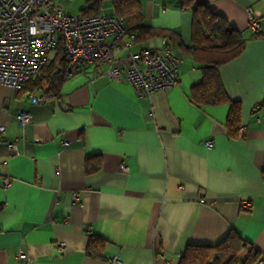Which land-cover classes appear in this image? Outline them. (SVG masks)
Wrapping results in <instances>:
<instances>
[{
	"label": "crops",
	"instance_id": "obj_1",
	"mask_svg": "<svg viewBox=\"0 0 264 264\" xmlns=\"http://www.w3.org/2000/svg\"><path fill=\"white\" fill-rule=\"evenodd\" d=\"M92 1L58 4L79 15ZM205 1L244 42L217 68L229 97L241 102L244 135L229 132V103L191 98L203 66L219 56L194 41L193 6L139 0L141 14L124 19L116 58L126 64L130 51L169 48L180 59L177 85L138 97L125 75L108 79L106 63L81 65L43 105H33L27 90L0 85V264H111L114 257L179 264L189 244H215L230 230L259 251L254 264H264V0ZM98 2L101 13L114 14L112 0ZM143 26L169 35L139 37ZM20 111L32 114L24 128ZM97 155L99 167L88 172ZM92 236L103 241L96 255L87 253Z\"/></svg>",
	"mask_w": 264,
	"mask_h": 264
},
{
	"label": "built area",
	"instance_id": "obj_2",
	"mask_svg": "<svg viewBox=\"0 0 264 264\" xmlns=\"http://www.w3.org/2000/svg\"><path fill=\"white\" fill-rule=\"evenodd\" d=\"M248 24L255 34L259 33L260 25L253 15H249ZM127 33L124 19L114 14L73 15L58 0H0V85L22 89L48 63L60 42L66 48L67 62L59 72L66 77L83 64L106 63L108 79L117 81L125 75L138 97L177 85L180 59L169 48L130 51L126 64L116 58ZM27 95L33 105H43L57 93L44 80L37 90ZM16 119L24 128L31 123L32 114L20 111ZM246 128L240 125L238 137L244 135ZM4 131L5 126L1 125L0 133ZM205 145L211 147L212 141L208 140ZM7 148L18 152L15 143H8ZM10 184L11 179L4 180L5 187ZM73 197L78 199L77 194ZM250 205V201L243 202L244 207ZM64 246L61 243L60 248ZM18 257L22 259L26 255L20 252ZM111 264H120L119 258L114 257Z\"/></svg>",
	"mask_w": 264,
	"mask_h": 264
},
{
	"label": "trees",
	"instance_id": "obj_3",
	"mask_svg": "<svg viewBox=\"0 0 264 264\" xmlns=\"http://www.w3.org/2000/svg\"><path fill=\"white\" fill-rule=\"evenodd\" d=\"M184 2L193 6L194 41L199 44L207 42L209 47L219 55L214 62L203 66V79L193 86L191 98L196 104L229 103L227 127L232 136L238 137L242 105L239 100L229 97L217 68L242 52L243 39L233 28L226 27L220 22L218 15L209 9L205 0H184ZM112 4L114 15L119 18L125 19L134 14H141L139 0H112ZM100 13L98 0H93L81 15L94 16ZM136 31L139 37L156 34L168 37L169 35L166 31L144 26L137 28ZM66 62L67 51L64 44L60 42L53 58H50L43 69L31 77L21 90H36L44 80H47L50 83V89L58 95V85L60 86V83L67 77L60 75L55 83L53 74L62 69ZM93 158L97 161V165L90 167L87 164L88 172L96 170L100 165V155ZM102 242L99 237L92 236L87 253L96 255L101 249ZM259 258L260 253L253 244L244 239L236 230H230L221 241L215 244H189L181 255L179 264H254Z\"/></svg>",
	"mask_w": 264,
	"mask_h": 264
},
{
	"label": "rangeland",
	"instance_id": "obj_4",
	"mask_svg": "<svg viewBox=\"0 0 264 264\" xmlns=\"http://www.w3.org/2000/svg\"><path fill=\"white\" fill-rule=\"evenodd\" d=\"M54 55H55V53H51L50 54V58H53Z\"/></svg>",
	"mask_w": 264,
	"mask_h": 264
}]
</instances>
